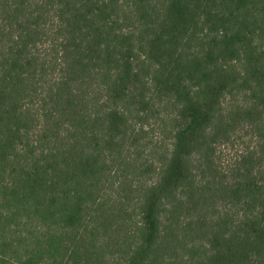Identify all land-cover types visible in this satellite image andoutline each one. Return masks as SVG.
<instances>
[{"label":"trees","instance_id":"1","mask_svg":"<svg viewBox=\"0 0 264 264\" xmlns=\"http://www.w3.org/2000/svg\"><path fill=\"white\" fill-rule=\"evenodd\" d=\"M0 264H264V0H0Z\"/></svg>","mask_w":264,"mask_h":264}]
</instances>
